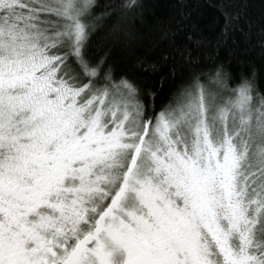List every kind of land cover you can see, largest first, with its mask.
Listing matches in <instances>:
<instances>
[{"label": "snow or ice", "instance_id": "1", "mask_svg": "<svg viewBox=\"0 0 264 264\" xmlns=\"http://www.w3.org/2000/svg\"><path fill=\"white\" fill-rule=\"evenodd\" d=\"M140 7L0 0V264H264L256 73L173 67L164 99L117 77L92 38Z\"/></svg>", "mask_w": 264, "mask_h": 264}, {"label": "trees", "instance_id": "2", "mask_svg": "<svg viewBox=\"0 0 264 264\" xmlns=\"http://www.w3.org/2000/svg\"><path fill=\"white\" fill-rule=\"evenodd\" d=\"M140 3L127 23L113 16L92 38L93 53L106 56L117 77L126 76L141 89H158L164 99L172 87L171 68H179L187 80L199 77L213 90L212 76L222 66L230 86L255 72L257 85L264 91V0H227V10L239 11L241 18L226 35L222 0ZM189 53L199 62L186 63Z\"/></svg>", "mask_w": 264, "mask_h": 264}]
</instances>
